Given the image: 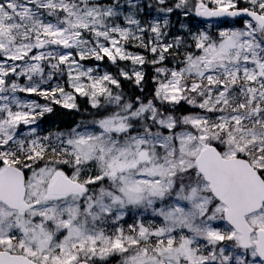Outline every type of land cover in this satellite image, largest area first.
Wrapping results in <instances>:
<instances>
[{"label": "snow or ice", "instance_id": "obj_1", "mask_svg": "<svg viewBox=\"0 0 264 264\" xmlns=\"http://www.w3.org/2000/svg\"><path fill=\"white\" fill-rule=\"evenodd\" d=\"M0 264H264V0H0Z\"/></svg>", "mask_w": 264, "mask_h": 264}, {"label": "trees", "instance_id": "obj_2", "mask_svg": "<svg viewBox=\"0 0 264 264\" xmlns=\"http://www.w3.org/2000/svg\"><path fill=\"white\" fill-rule=\"evenodd\" d=\"M63 111V115H60V116H56V117H47L46 119L51 122L52 120H55L56 121V124H60V122L63 120V121H68V120H72V119H76V120H79L80 117L79 115H76V114H68L66 110H61ZM46 126H53L51 125V123H49L48 125Z\"/></svg>", "mask_w": 264, "mask_h": 264}, {"label": "rangeland", "instance_id": "obj_3", "mask_svg": "<svg viewBox=\"0 0 264 264\" xmlns=\"http://www.w3.org/2000/svg\"><path fill=\"white\" fill-rule=\"evenodd\" d=\"M81 103H83V101L81 100Z\"/></svg>", "mask_w": 264, "mask_h": 264}]
</instances>
